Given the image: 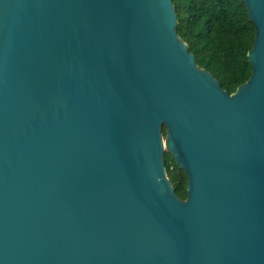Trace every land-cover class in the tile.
I'll return each instance as SVG.
<instances>
[{
  "label": "water",
  "instance_id": "water-1",
  "mask_svg": "<svg viewBox=\"0 0 264 264\" xmlns=\"http://www.w3.org/2000/svg\"><path fill=\"white\" fill-rule=\"evenodd\" d=\"M240 1L229 93L172 0H0V264H264V0Z\"/></svg>",
  "mask_w": 264,
  "mask_h": 264
},
{
  "label": "trees",
  "instance_id": "trees-1",
  "mask_svg": "<svg viewBox=\"0 0 264 264\" xmlns=\"http://www.w3.org/2000/svg\"><path fill=\"white\" fill-rule=\"evenodd\" d=\"M176 32L194 55L195 63L209 71L221 88L231 93L251 74L247 51L255 28L240 0H172ZM165 137V127H162ZM164 165L175 193L186 198V174L164 152Z\"/></svg>",
  "mask_w": 264,
  "mask_h": 264
}]
</instances>
